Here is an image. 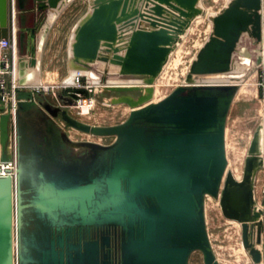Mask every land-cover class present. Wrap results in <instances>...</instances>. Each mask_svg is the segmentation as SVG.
Segmentation results:
<instances>
[{
    "label": "water",
    "instance_id": "95a60500",
    "mask_svg": "<svg viewBox=\"0 0 264 264\" xmlns=\"http://www.w3.org/2000/svg\"><path fill=\"white\" fill-rule=\"evenodd\" d=\"M73 1L0 0V40L13 32L17 60L35 70L29 87L39 82L42 47L52 24ZM88 4V12L72 30L69 64L91 74L96 69L100 77L93 76L109 92H138L135 99L118 100L134 110L126 123L96 130L70 118L67 109L76 105L72 98L57 96L65 108L39 102L64 128L87 135L111 133L115 140L108 148L89 144L97 153H110L103 176L65 188L47 184L27 202L20 184L17 103L14 198L12 179L0 177V264H188L195 251L202 253L204 264H218L206 230V198L218 202L224 219L239 225L251 263L264 264V210L255 197L256 176L264 170V121L253 132L240 179L228 169L224 146L233 85L244 80L246 66L255 71L264 63V0H228L211 14L210 33L189 64L184 86L157 103H151L154 81L202 15L201 0ZM244 39L255 46L252 66L250 59L243 60ZM79 77L90 84L87 76ZM108 77L126 83L106 84ZM214 78L226 80L202 82ZM15 80L25 86L16 71ZM11 130L10 113L0 115V163L10 159ZM100 202L104 208L98 210ZM97 211L113 216L112 224L90 225ZM39 214L46 221L44 239L32 245L27 236L35 237L36 226L26 231V218L39 221ZM56 216L68 221L52 224Z\"/></svg>",
    "mask_w": 264,
    "mask_h": 264
},
{
    "label": "rangeland",
    "instance_id": "374dc122",
    "mask_svg": "<svg viewBox=\"0 0 264 264\" xmlns=\"http://www.w3.org/2000/svg\"><path fill=\"white\" fill-rule=\"evenodd\" d=\"M88 1L89 0H74L62 11V13H60L56 20L46 42L43 70L46 73L47 82L44 83V85L57 87V89H54L56 96H69L75 100V97L73 98L71 93L75 91V86L79 84L80 88L76 89V91L82 93L85 99H92L93 104L91 106L87 105V107L85 106L86 103H84L83 106L85 108H82V114H80L79 109L68 107L71 112L69 114L70 118L89 125L96 130H104L120 126L128 121L134 109L127 103L118 102V100L123 97L135 99L138 92L126 94L112 93L102 86H92L88 84L86 77H78L77 83L73 85V88L71 87L72 85H64L67 89L62 88L66 80L68 81L70 78V72L73 69L68 61V45L72 30L76 23L88 12ZM227 1L228 0H201L203 13L193 23L188 35L184 37L182 43L172 54L163 72L154 81V93L151 103L159 102L177 88L184 86L183 82L189 64L210 33L208 17L220 11ZM240 46L245 49L247 48V58L248 60L250 59L248 65L252 66V62L255 59V46L247 39H244ZM236 61L240 62L238 56H236ZM263 64L255 71H252L251 68L246 66L247 69L244 71V80L241 83L233 85L232 88V90L235 91L234 94H236V97L232 103V108L226 121V152L228 169L233 172L237 179L241 178L244 158L253 132L259 125H262L264 121V87L259 86L262 82L261 70ZM91 71L94 76L100 77L96 69L92 68ZM78 72L77 75H80L81 72ZM90 78L91 77H88V80ZM116 79L117 78L108 77V80ZM67 85L70 84L67 83ZM188 92L189 90L187 88L186 93ZM38 94L43 95L42 93ZM23 95L19 92L17 98L22 101ZM42 97L43 96H39L41 99H36L35 101L38 103L40 101H47L53 106L65 108V106L51 94L48 100ZM59 129L62 131L64 127L61 125ZM66 130L69 131L70 128H65L64 131ZM76 136L80 135L76 134ZM89 140L104 146H109L113 144L115 135L111 133L91 134L89 135ZM94 153L96 155L99 153L102 154L101 152ZM93 158L95 159V155H93ZM255 197L257 205L264 210V170L258 172L256 176ZM204 214L210 249L217 263L252 264L242 248L239 225L222 217L216 200L206 198ZM12 238L13 250L15 252L14 230ZM188 264H204L202 253L197 251L192 252L188 259Z\"/></svg>",
    "mask_w": 264,
    "mask_h": 264
},
{
    "label": "crops",
    "instance_id": "0c3cea01",
    "mask_svg": "<svg viewBox=\"0 0 264 264\" xmlns=\"http://www.w3.org/2000/svg\"><path fill=\"white\" fill-rule=\"evenodd\" d=\"M56 20L52 24L42 47L40 57V75L39 82H37L38 84H44L47 82L46 73L43 70L46 42L50 36V32L54 24L56 23ZM243 60L245 62L247 61V57L245 55ZM15 62L16 73L19 76V81L25 83V86L22 87L24 90L21 91V94L23 95L24 93V95L22 98L23 100L21 101L19 112L20 184L25 200L30 202V197L32 194H35L38 188L46 187L47 184L50 183H53L57 187L65 188L73 185H83L90 182L92 179L103 176L107 166L109 165L110 153L104 152L103 154L96 155L94 153L95 151L90 149L91 147H89V144H95L105 148H108L111 145L104 146L102 144L93 142L92 140H89V135L78 132L71 128L69 131H64L65 128L60 131V120L51 118L48 114H46V112H44L39 103L35 101L36 99H41L39 96H43L44 99L48 100L49 95L38 94V96L37 94H34L32 99V95L27 90L29 85H31V83L34 81L33 76L35 70L31 68L26 63V61L23 62V65L20 64L16 57ZM235 97L236 94H233L225 120V152L226 121ZM67 110L68 114H70V109L68 108ZM62 134L65 135V138L70 141L71 144L65 143L62 140ZM76 134L80 136H76ZM93 155H95V159L93 158ZM97 207L98 210L104 208L102 202H100ZM95 216L89 222L90 225L92 223H98L99 225L105 227L112 224L113 222V216L107 213L99 214L97 211ZM30 217H32V215H30ZM43 218L44 217L40 214L38 216L39 221L32 220V218H26V231L32 232L35 230L36 226L35 237L32 235L27 236V242L30 244L32 243V245L33 243L39 244V242L44 239L43 229L46 221L43 220ZM51 220L52 224L55 225L63 224L68 221L65 216L52 217ZM30 252H32L31 249Z\"/></svg>",
    "mask_w": 264,
    "mask_h": 264
},
{
    "label": "built area",
    "instance_id": "2783aa9c",
    "mask_svg": "<svg viewBox=\"0 0 264 264\" xmlns=\"http://www.w3.org/2000/svg\"><path fill=\"white\" fill-rule=\"evenodd\" d=\"M15 53H14V35L11 31L6 40H0V115L5 114L7 112L11 115L12 120V130L9 139L10 143V159L7 162L0 163V177L9 176L13 181V198L15 197V189H14V181L16 176V152H15V125H14V113L17 107V103L21 102L17 98L18 93L24 90V88L19 87L16 84L15 80ZM262 82L259 86L264 87V64L261 70ZM73 88V86H71ZM63 89H67L66 86L63 85ZM76 89L80 88L79 84L75 86ZM54 89H57L55 86H48L41 84L36 87H29L27 90L32 95V99L34 94L42 93L47 95H52L57 98ZM75 91L71 93L73 98L75 97V108L79 109L80 114H82L81 106L86 103V105L91 106L93 104L92 99H85L83 94L79 91ZM69 97V96H65ZM71 98V97H69Z\"/></svg>",
    "mask_w": 264,
    "mask_h": 264
},
{
    "label": "bare ground",
    "instance_id": "6f19581e",
    "mask_svg": "<svg viewBox=\"0 0 264 264\" xmlns=\"http://www.w3.org/2000/svg\"><path fill=\"white\" fill-rule=\"evenodd\" d=\"M15 57H16V55H15ZM172 63H174V62H172ZM14 68H15V71H16V62L15 61H14ZM72 68L73 69L70 72L71 73L70 74L71 75L70 78L68 79V81L66 80L65 84H63V85H66V86H71L72 85L73 86L74 84H76L77 83V80H78V77H79V75H77L78 71L81 72L80 75L83 74V75H86L87 77H91L90 78L91 80L89 79V82H90L91 85L99 86L101 84V81L99 79H97L96 77L94 78L93 75L89 71H87L85 69H82L80 67H77L75 65H72ZM224 80H226V79H218V78L215 79L214 78V79H210V80H204L202 82L204 84H206V85H208V84L209 85L210 84H223L225 82ZM133 82H135V81H133ZM133 82L131 81V82H128V83H133ZM67 83L70 84V85H67ZM119 83H122L123 84V83H126V82H124V81L123 82H118V81H110V80L106 81V84H119ZM38 85H41V83H39V84L37 83V86ZM85 106H87V105H85ZM82 108L84 109L85 107L84 106H81V111L83 110ZM14 122H15V120H14ZM10 150H11V148H10V143H9V145H8V151L10 152Z\"/></svg>",
    "mask_w": 264,
    "mask_h": 264
}]
</instances>
